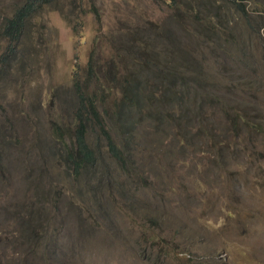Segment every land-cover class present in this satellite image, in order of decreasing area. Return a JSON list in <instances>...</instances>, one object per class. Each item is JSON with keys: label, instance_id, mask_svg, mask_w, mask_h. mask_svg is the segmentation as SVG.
<instances>
[{"label": "rangeland", "instance_id": "1", "mask_svg": "<svg viewBox=\"0 0 264 264\" xmlns=\"http://www.w3.org/2000/svg\"><path fill=\"white\" fill-rule=\"evenodd\" d=\"M26 1L0 0V264H264V0H50L9 41ZM146 26L183 90L121 113L100 88ZM83 89L95 163L74 170Z\"/></svg>", "mask_w": 264, "mask_h": 264}, {"label": "trees", "instance_id": "2", "mask_svg": "<svg viewBox=\"0 0 264 264\" xmlns=\"http://www.w3.org/2000/svg\"><path fill=\"white\" fill-rule=\"evenodd\" d=\"M49 1L50 0H27L26 3L16 9L13 15L6 20L2 28V35L7 37L9 41L18 39L25 18L31 14L32 8L36 6V3H38L37 5H41V3H47ZM208 11L212 14H215V11L216 13L218 12L212 4L209 6ZM148 28L149 32H147ZM144 34L145 37H143ZM131 36L136 37L137 40L135 41H138V43L132 42L134 50L136 51V58L134 60L137 62L133 64L130 60H127V63L131 62L130 64L128 63L129 68H126V71L120 75L117 83L115 85L113 83V85L104 84L102 88H99L103 89L106 86H108V88L121 86V90L119 89L121 92L120 100L116 103L121 113H125L130 107L135 108L137 105H146L145 111L149 115L152 109L160 108L163 103L168 102L176 104L179 93L183 90V85H175L173 80L180 75L179 73L166 72L159 67L161 62H157V52L154 50L158 39L152 31V27H139ZM114 61L113 59L112 62ZM166 81L167 84L165 85ZM77 89L79 88L77 87ZM139 90L141 91L138 96L137 92H139ZM93 93L90 95V93H86L85 89H83L77 94L79 107L75 112V120H77L75 139L73 144L70 143L67 145L68 158L74 170L86 166L92 167L95 163L93 160V149H91L86 140V123L91 118H98L91 113L94 108V99L96 97V92L94 91ZM157 93H162V96L158 97L156 95ZM130 117V115H126V120H129ZM98 125L101 126L100 121H98ZM102 129L104 128L102 127ZM104 133L108 150L116 159H121L120 152L111 136L106 133V131H104Z\"/></svg>", "mask_w": 264, "mask_h": 264}]
</instances>
